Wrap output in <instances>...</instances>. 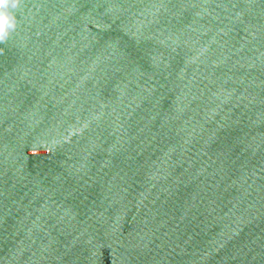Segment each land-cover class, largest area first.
<instances>
[{
  "label": "water",
  "instance_id": "1",
  "mask_svg": "<svg viewBox=\"0 0 264 264\" xmlns=\"http://www.w3.org/2000/svg\"><path fill=\"white\" fill-rule=\"evenodd\" d=\"M13 14L0 264H264V0Z\"/></svg>",
  "mask_w": 264,
  "mask_h": 264
},
{
  "label": "clouds",
  "instance_id": "2",
  "mask_svg": "<svg viewBox=\"0 0 264 264\" xmlns=\"http://www.w3.org/2000/svg\"><path fill=\"white\" fill-rule=\"evenodd\" d=\"M19 5L20 0H0V42L5 41L15 29L16 21L13 10Z\"/></svg>",
  "mask_w": 264,
  "mask_h": 264
}]
</instances>
